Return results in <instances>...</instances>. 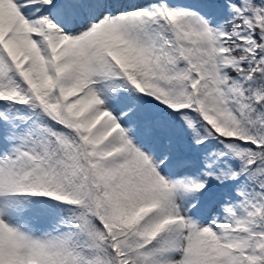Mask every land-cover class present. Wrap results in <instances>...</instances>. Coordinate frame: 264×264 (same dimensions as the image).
Wrapping results in <instances>:
<instances>
[{
  "label": "snow or ice",
  "instance_id": "6c2138e0",
  "mask_svg": "<svg viewBox=\"0 0 264 264\" xmlns=\"http://www.w3.org/2000/svg\"><path fill=\"white\" fill-rule=\"evenodd\" d=\"M0 264H264V0H0Z\"/></svg>",
  "mask_w": 264,
  "mask_h": 264
}]
</instances>
